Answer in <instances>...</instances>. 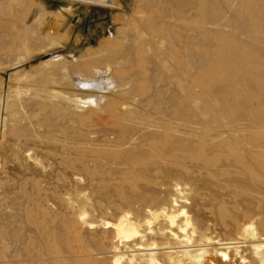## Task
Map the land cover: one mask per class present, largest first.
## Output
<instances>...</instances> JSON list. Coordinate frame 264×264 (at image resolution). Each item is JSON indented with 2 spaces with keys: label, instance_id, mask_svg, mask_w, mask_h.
I'll return each instance as SVG.
<instances>
[{
  "label": "bare ground",
  "instance_id": "1",
  "mask_svg": "<svg viewBox=\"0 0 264 264\" xmlns=\"http://www.w3.org/2000/svg\"><path fill=\"white\" fill-rule=\"evenodd\" d=\"M252 1L264 7V0ZM146 2L129 25L125 47H100L93 61L88 56H94V50L81 55L89 62L69 80L71 91L44 93L35 79L29 80V97L18 86L6 87L11 129L4 138L12 143L13 154L2 156L5 163L23 164L38 175L48 172L43 158L66 169L109 170L114 177L106 179H113L121 197L136 206L114 219H96L88 190L66 193L63 201L71 216L57 224L46 237L47 247L34 257L50 264H264V120L248 102L237 100V92L225 90L222 95L213 92L209 128L182 112L184 91L189 118L200 106L198 93L190 87L194 80L190 86L184 81L196 69L185 57L199 38L212 39L213 26L195 29L210 0ZM236 7L243 12L248 0H239ZM20 56L13 67L31 55ZM52 61L54 57L43 63ZM100 63L108 70L109 83L96 78ZM157 74L162 77L155 78ZM111 84L108 104L87 109L82 100L93 94L90 89L103 92ZM164 87L181 96L172 104L168 99L161 103L158 93ZM103 109L106 114L98 115ZM54 147L57 154L52 153ZM72 179L76 185L85 182L76 172ZM19 207L2 226L3 236L13 226L25 233L26 221L39 226L31 212Z\"/></svg>",
  "mask_w": 264,
  "mask_h": 264
},
{
  "label": "rangeland",
  "instance_id": "2",
  "mask_svg": "<svg viewBox=\"0 0 264 264\" xmlns=\"http://www.w3.org/2000/svg\"><path fill=\"white\" fill-rule=\"evenodd\" d=\"M238 3L239 0H210L206 15L199 20L195 29L200 32L204 25L213 26L212 39L199 38L197 44L191 46L194 49L190 47L186 51V63L193 64V69L194 66L196 68L193 76L184 77L187 85L190 86L193 80L195 83L190 87H194L200 102L196 116L188 117L190 113L186 91L182 96L171 87H164L162 91L157 92L160 101L168 99L171 104L172 99L180 95L184 101V117L189 121H196L206 129L211 125L209 109L213 92L222 95L224 90L237 92V100L248 102L247 105L254 109V113L264 120V7L261 4L254 5L252 0H248V7L240 13L236 10ZM147 6L146 0H106L104 3L86 0H0V229L8 224L9 214L20 210L19 206L21 211L31 212L39 224L35 226L26 221L23 225L25 233H21L19 229L13 230V226L9 237L3 236V230H0V264H50L36 260L34 256L47 247L46 237L56 231L57 224L71 216L63 201L66 193L88 190L87 195L92 200V207L96 209V219H114L122 210L136 207L121 197L113 179H106L114 177L108 174L109 170H89L91 173L88 170L66 169L44 158L41 160L48 167V172L43 175L36 174L23 164L8 165L3 159L8 157V154L5 156L8 151L10 157L13 150H10L12 143L4 136L11 129V109L9 110L7 96L9 84L13 88L20 87L25 97L33 93L30 79L39 80L40 90L44 93L71 91L69 80L77 72L80 73L87 63L84 62L87 59L83 61L81 55L87 49L94 50V56H88L92 57L93 61L98 58L95 53L99 52L97 49L100 47L108 51L125 47L131 37L130 23ZM11 46H17L19 49L8 51ZM19 56L30 58L13 67L11 64ZM52 57L54 61L43 63ZM105 68L102 64V72L100 71L99 77L96 78L109 83V73ZM161 77V74L155 76L158 79ZM253 77L257 78L258 82L255 79L253 81ZM248 80L249 84L253 83L248 85ZM107 86L108 90L103 92L90 89L93 96L89 94L82 100L86 102L87 109L99 110L100 105L102 109L108 104L114 87L112 84ZM96 95L98 98L94 101ZM162 101L161 103L166 102ZM97 114H106V110L103 109ZM260 131V139L264 144V125ZM52 150V153L56 154L59 151L57 148L56 151L55 147ZM174 169L190 170L189 167ZM73 172L80 173L85 182L80 185L73 183ZM80 203L86 209H91L90 206H85L83 201ZM20 230L22 231V227ZM16 235L20 236L19 239Z\"/></svg>",
  "mask_w": 264,
  "mask_h": 264
}]
</instances>
